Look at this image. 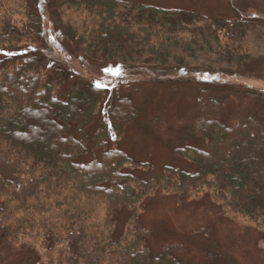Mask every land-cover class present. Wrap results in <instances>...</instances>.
<instances>
[{
    "label": "trees",
    "instance_id": "16d2710c",
    "mask_svg": "<svg viewBox=\"0 0 264 264\" xmlns=\"http://www.w3.org/2000/svg\"><path fill=\"white\" fill-rule=\"evenodd\" d=\"M5 1L0 0L5 11L0 8V44L15 48L0 53V244L28 243L37 248L41 264H222L207 253L197 259L182 243L152 245L154 235L140 216L142 198L162 189L176 191L189 216L201 223L200 231L212 233L207 209L195 214L188 204L195 192L206 189L223 207L262 229L264 248V90L159 67L139 85L161 87L162 94L141 105L128 90L132 85L121 82L129 75L125 63L143 51L157 60L187 41L199 48L219 45L221 37L240 42L245 32L240 21L123 0H20L19 21ZM70 2L90 22L77 29L63 22L60 8ZM48 14L72 51L81 50L91 36L114 61L107 73L122 94L91 134L110 87L70 82L67 68L46 51L19 46L28 37L51 52L42 32ZM250 59L247 53L238 55V73L262 75ZM183 90L194 95L188 130L206 144L190 154L195 171L167 169L163 180L135 178L125 171L134 163L117 140L139 111L148 130L162 140L185 130L183 116L172 114ZM160 97L162 106L155 109L152 103Z\"/></svg>",
    "mask_w": 264,
    "mask_h": 264
},
{
    "label": "rangeland",
    "instance_id": "374dc122",
    "mask_svg": "<svg viewBox=\"0 0 264 264\" xmlns=\"http://www.w3.org/2000/svg\"><path fill=\"white\" fill-rule=\"evenodd\" d=\"M123 1L160 8H182L212 19L237 20L242 23L245 30L240 42L231 43L221 37L219 45L212 43L210 47L199 48L187 41L184 42L186 43L184 46L173 48L167 56L157 59L158 61L150 59L151 52L148 51H143L140 56L134 58L132 63L127 61L124 72L127 70L129 75L128 78L121 79V82L122 84L127 82L132 87H136L132 90V87L128 88L129 91L135 93V95L132 94L134 102L142 105L144 100L152 94H156V98L162 94V90L160 91L162 88L159 86L157 88L156 86L139 85L141 82L148 83V79L151 77L150 70L159 67L165 69L185 68L186 71L200 74L207 80L222 81L233 87L264 90V0ZM5 3L10 6V14L21 21L24 9L20 0H8ZM75 3L70 2L62 5L60 15L63 22H69L77 29L81 28L84 21L90 22V19ZM0 8L2 10V7ZM2 12H5L4 9ZM57 27L49 14L42 20V32L48 35L51 52L42 49L37 45V41L28 37L20 38L19 46L23 47L24 44L32 47L35 51H38L36 49L46 51L44 53L54 62L56 61L67 68L70 73V82H99L110 87L106 92L105 99L97 107L98 116L91 127V134L99 124V120L106 117L107 110L114 98L118 94H122L121 89L112 87L115 84L114 77H110L107 73L109 68L106 66L108 67L114 61L112 62L111 55L108 56L103 50L92 44L91 36L85 37L84 41L87 45L85 44L81 50L72 51L64 44ZM14 48L0 44V53L3 50L8 53ZM240 53L249 54L250 60L253 61H251V65L253 64L251 67L262 70L260 71L262 75L239 74L236 68V59ZM117 63L121 64V61L117 60ZM116 68L117 66H112L110 70H116ZM121 72V69L116 71V73ZM116 73L113 74L118 76ZM129 91L127 92L131 95ZM183 93L177 98L172 114L183 116L185 124L183 129L187 131L180 130L175 136H169L162 140L148 130L144 112L139 111L134 122L126 127L124 135L117 140L116 146L123 150L134 163L132 166L126 165L125 171L135 178L163 180L167 175V169L183 170L190 173L195 171L190 154L195 148L204 149L206 144L204 140L194 137L188 130L194 95L184 90ZM156 98L152 106L158 109L162 106V102H159L162 98L157 100ZM176 149H186L187 154H178ZM188 204L195 214L202 207L207 209L213 222L212 233L207 234L200 231L201 223L194 221L189 216L187 206L178 200L176 191L162 189L148 194L140 200L141 219L154 235L152 245L182 243L196 252L193 254L197 259H203L207 253L215 259L217 257V260L222 264H264L262 229L260 227L247 221L238 213L223 207L222 202L211 198L206 189H201L198 193L195 192ZM124 218V213H122L119 222H122ZM0 264L41 263L37 248L20 242L15 245L0 244Z\"/></svg>",
    "mask_w": 264,
    "mask_h": 264
}]
</instances>
